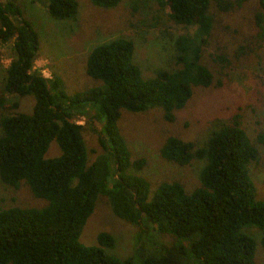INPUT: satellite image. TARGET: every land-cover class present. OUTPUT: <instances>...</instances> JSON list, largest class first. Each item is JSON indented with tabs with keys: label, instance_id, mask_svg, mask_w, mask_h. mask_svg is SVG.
Masks as SVG:
<instances>
[{
	"label": "trees",
	"instance_id": "1",
	"mask_svg": "<svg viewBox=\"0 0 264 264\" xmlns=\"http://www.w3.org/2000/svg\"><path fill=\"white\" fill-rule=\"evenodd\" d=\"M120 1L89 0L102 8ZM246 1L156 0L174 25L193 26L173 39L172 68L142 78L131 60L133 42L111 38L93 46L84 62L85 74L100 84L71 94L56 74L43 78L32 69L37 33L19 5L0 1V45L9 44L11 51L0 93V182L13 189L23 184L46 200L40 208H0V264H255L254 240L242 229L256 227L264 250V198H254L246 164L255 162L258 152L238 114L200 146L174 136L160 145L159 156L178 166L203 160L198 185L190 191L171 180L159 182L149 195L148 181L137 174L145 159L131 157L117 127L120 110L158 108L171 122L194 87L209 86L212 74L201 53L210 42L214 12L236 10ZM44 3L51 18L74 21L75 0ZM254 4L255 37L264 41V0ZM216 59L227 62L223 55ZM2 93L11 96L7 104ZM25 95L33 97L28 113L16 110ZM84 105L96 107L103 119L96 132L101 152L91 161L75 119ZM51 140L59 154L44 158ZM99 195L106 197L114 216L136 228L132 252L122 259L110 252L114 239L106 231L97 232L95 245L78 241ZM155 233L170 235V244H162Z\"/></svg>",
	"mask_w": 264,
	"mask_h": 264
},
{
	"label": "rangeland",
	"instance_id": "2",
	"mask_svg": "<svg viewBox=\"0 0 264 264\" xmlns=\"http://www.w3.org/2000/svg\"><path fill=\"white\" fill-rule=\"evenodd\" d=\"M11 1L20 6L22 15L37 33L35 59L38 61H33L32 69L38 72L43 67L50 75L59 76L67 94L100 84L84 71L86 55L96 44L115 37L130 39L133 42L131 60L138 66L141 77L149 78L159 69L172 68L173 39L193 29V26L184 30L174 25L167 18L166 7L159 8L156 0H121L113 8L98 7L89 0H75L77 13L71 22L51 18L44 0ZM254 5V0H247L236 10L214 12L210 42L201 53V62L210 70L212 82L207 87H194L185 105L174 111L171 122L162 118L158 108L142 112L120 110L117 127L131 157L145 159L137 174L148 181L149 195L161 181H179L189 191L198 185V171L203 160L193 159L185 166H178L162 159L158 149L167 136L200 146L212 130L229 122L233 114H238L242 128L258 152L256 163L246 164L255 189L254 198H264V41L255 37ZM217 55L225 56L227 62H219ZM10 56L9 44L0 45V93ZM2 97L5 104L11 99L7 93H2ZM32 103V95L20 97L16 110L28 113ZM84 107V113L76 114L75 119L82 125L81 137L87 160L91 161L101 152L96 132L103 119L96 107ZM92 114L99 118L93 119ZM58 154V147L51 140L43 157ZM45 204L46 200L34 197L23 184L13 189L0 182V208H40ZM99 231L112 235L114 247L110 252L114 256L122 259L131 254L136 228L114 216L103 195L95 200L79 233V243L95 245ZM242 231L254 240V263L264 264L260 231L254 226L244 227ZM155 236L164 245H169L172 240L166 234L155 233Z\"/></svg>",
	"mask_w": 264,
	"mask_h": 264
},
{
	"label": "built area",
	"instance_id": "3",
	"mask_svg": "<svg viewBox=\"0 0 264 264\" xmlns=\"http://www.w3.org/2000/svg\"><path fill=\"white\" fill-rule=\"evenodd\" d=\"M38 73L43 77V78H49L50 77V73L46 68L40 67L38 69Z\"/></svg>",
	"mask_w": 264,
	"mask_h": 264
},
{
	"label": "crops",
	"instance_id": "4",
	"mask_svg": "<svg viewBox=\"0 0 264 264\" xmlns=\"http://www.w3.org/2000/svg\"><path fill=\"white\" fill-rule=\"evenodd\" d=\"M33 61H34V62H37V61H38V59H34ZM5 67H6V66H5Z\"/></svg>",
	"mask_w": 264,
	"mask_h": 264
}]
</instances>
